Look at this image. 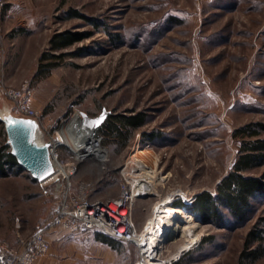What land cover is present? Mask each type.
I'll return each mask as SVG.
<instances>
[{
    "label": "rangeland",
    "instance_id": "obj_1",
    "mask_svg": "<svg viewBox=\"0 0 264 264\" xmlns=\"http://www.w3.org/2000/svg\"><path fill=\"white\" fill-rule=\"evenodd\" d=\"M0 11V146L8 144L7 113L21 116L6 94L10 87L32 88L43 142L71 143L68 126L79 111L95 117L106 107L109 119L142 113L145 123L123 148L96 128L104 151L76 162L71 176L94 182L92 196L102 198L116 197L121 181L143 178L146 186L133 203L142 238L162 200L190 207L202 192L214 194L242 141L255 139L235 137V129L264 124V0H7ZM60 32L85 37L53 50L51 39ZM44 53L64 55L53 58L58 66L42 77ZM89 133L82 128L78 137ZM138 148L146 150L139 153L146 162L134 157ZM60 153L74 160L66 145ZM246 174L264 177V164ZM55 205L53 183L41 184L20 164H7L0 174V243L17 245ZM219 210L222 217L210 219L186 210L152 254L143 239L120 242L112 264H173L182 255L186 264H236L254 228L262 229L264 246V193L252 199L244 218L225 206ZM184 222L191 231H183ZM90 240L85 251L78 248L80 255L74 251L76 264H84L89 251L102 260L110 249ZM252 264H264V254Z\"/></svg>",
    "mask_w": 264,
    "mask_h": 264
},
{
    "label": "built area",
    "instance_id": "obj_2",
    "mask_svg": "<svg viewBox=\"0 0 264 264\" xmlns=\"http://www.w3.org/2000/svg\"><path fill=\"white\" fill-rule=\"evenodd\" d=\"M7 0H0V8ZM6 94L13 101L16 110L23 117L33 119L38 126L39 110L32 105L33 92L28 84L19 88L10 87ZM96 147L104 151V136L93 134ZM49 144L50 158L54 173L40 181L41 184L53 183L56 191V205L53 214L37 224L35 229L21 239L18 246L0 243V264H35L36 259L48 253L51 242L47 233L52 229H62L69 233H88L100 230L106 235L122 240L139 243L142 235L133 220V203L142 193L141 185L131 181H121L120 192L116 197H93L95 184L92 181H71L76 162L82 161L79 153L70 142L57 143L56 139L44 142ZM66 145L74 153L70 161L61 156L60 147ZM88 156V155H86Z\"/></svg>",
    "mask_w": 264,
    "mask_h": 264
},
{
    "label": "trees",
    "instance_id": "obj_3",
    "mask_svg": "<svg viewBox=\"0 0 264 264\" xmlns=\"http://www.w3.org/2000/svg\"><path fill=\"white\" fill-rule=\"evenodd\" d=\"M84 37L85 35L81 33H57L51 39V48L61 50ZM63 55L64 53H44L41 56L40 75L42 77L48 75L51 69L59 64V61L57 62L53 58H60ZM0 123H2L1 120ZM144 123L145 119L142 113L130 115L116 113L110 119H106L98 127L97 132L109 134L112 140L116 141L120 148H123L134 131L142 127ZM235 130L233 133L235 137L255 139L242 141L240 153L232 169L217 183L214 194L209 191L202 192L190 207L183 204L176 205L185 207L192 217L197 213L201 215L202 219H210L213 216L222 217L219 208L225 206L231 210L233 216L244 218L252 205V199L264 193V177L246 174L254 167L264 164V138L258 137L264 130V124L250 122ZM7 164L11 167L19 165L16 156L10 150L9 143L0 146V174L5 172ZM262 241V229H251L245 238L243 250L236 264H252L260 258L264 254ZM186 262V258L182 255L173 264H186Z\"/></svg>",
    "mask_w": 264,
    "mask_h": 264
},
{
    "label": "water",
    "instance_id": "obj_4",
    "mask_svg": "<svg viewBox=\"0 0 264 264\" xmlns=\"http://www.w3.org/2000/svg\"><path fill=\"white\" fill-rule=\"evenodd\" d=\"M110 113L106 107H103L102 112L95 117L79 111L78 127L94 131L106 121ZM5 127L11 152L16 156L19 164L30 171L39 182L51 176L54 168L50 158L49 144L37 141V123L28 117L12 115L5 120Z\"/></svg>",
    "mask_w": 264,
    "mask_h": 264
},
{
    "label": "bare ground",
    "instance_id": "obj_5",
    "mask_svg": "<svg viewBox=\"0 0 264 264\" xmlns=\"http://www.w3.org/2000/svg\"><path fill=\"white\" fill-rule=\"evenodd\" d=\"M71 123L72 124H69L68 126L69 127L68 132L72 139L71 143L73 145V148L79 153L80 159L82 160L83 156H85L84 159L88 157L96 156L98 152L100 151V147H96L97 144L94 143L95 139L92 133L93 131L91 129H88L90 130V133L85 135L82 138H79L78 135L82 128L80 126L78 127L77 120H72ZM74 125H77V128L79 130H76L73 127ZM36 139L39 143H44L42 139L40 138L38 127H37V138ZM56 142L60 143L58 141ZM139 153H146V150L142 148H138L135 151V155H134L137 161L138 160L144 161L143 158L139 157L140 156ZM150 167L151 166L149 165L147 166V168H144V169L140 168L141 169L140 173L150 171ZM144 174H147V173H144ZM138 184L141 186H146V181H144L143 178H140ZM149 188H150V191L154 192V188H155L154 185H151V187ZM157 209H158L159 214L156 215L154 218L152 217V219L149 220L148 228H147L148 229L147 236L142 238L143 243H141L142 244L141 246H143L145 250L148 251V254H152V252L156 249V247L161 244L160 235L168 232L169 230H171L172 226H174L175 222L173 221V219H178V220L183 219L186 213L185 207H179V206L172 204L170 199L162 200L159 203ZM184 223L185 225L183 227V231H191L192 230L191 224L188 222H184Z\"/></svg>",
    "mask_w": 264,
    "mask_h": 264
},
{
    "label": "crops",
    "instance_id": "obj_6",
    "mask_svg": "<svg viewBox=\"0 0 264 264\" xmlns=\"http://www.w3.org/2000/svg\"><path fill=\"white\" fill-rule=\"evenodd\" d=\"M0 22H1V19H0ZM2 35H3V32L0 29V46L3 41ZM1 78L2 77L0 76V80ZM2 98H5V96H4L3 88L0 83V101H2ZM8 115L7 117H9ZM16 166L18 165H15L13 167H16ZM47 237L49 238L51 242L50 250L48 251L47 254L38 257L36 259L35 264H76L77 262L74 258L75 257L74 251H76V253L80 255L81 252H80V249L78 248H82V250L85 251V246L88 243V241H91L90 240L91 238H94L95 242L105 243L106 245L110 247V249L104 250L103 254L105 256L102 260L93 259L94 256L89 251L88 255H86V260L82 262L84 264H112L111 257L113 256L115 249L120 248L119 247L120 242H123L122 240L106 235L100 230H93L88 233H69L66 230L57 228V229H52L51 231H49L47 233ZM21 239L18 242V244L14 246H18L21 242ZM62 249L66 251L64 258H60L62 257L61 254H63V252H61Z\"/></svg>",
    "mask_w": 264,
    "mask_h": 264
},
{
    "label": "snow or ice",
    "instance_id": "obj_7",
    "mask_svg": "<svg viewBox=\"0 0 264 264\" xmlns=\"http://www.w3.org/2000/svg\"><path fill=\"white\" fill-rule=\"evenodd\" d=\"M9 122H11V121H9Z\"/></svg>",
    "mask_w": 264,
    "mask_h": 264
}]
</instances>
